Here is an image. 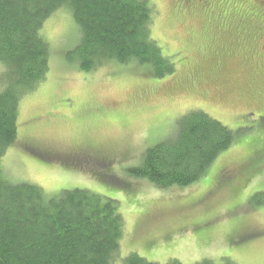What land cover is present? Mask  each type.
<instances>
[{"label": "rangeland", "instance_id": "374dc122", "mask_svg": "<svg viewBox=\"0 0 264 264\" xmlns=\"http://www.w3.org/2000/svg\"><path fill=\"white\" fill-rule=\"evenodd\" d=\"M146 1L154 10L153 37L175 73L158 80L147 67L114 62L80 71L66 57L79 43L75 21L67 9L58 11L42 28L50 46L49 75L21 99L20 140L7 151L4 169L10 181L38 186L49 198L82 189L116 201L124 219L118 264L133 253L157 264H217L224 258L264 264V168L241 189L219 192L197 208L191 203L212 188L223 165L246 158L248 142L264 144L260 24L254 26L256 36L238 23L249 16L242 3L251 0H239L237 12L233 3L228 9L233 14L224 8L226 0H214L224 11L216 9L213 18L197 12L179 17L176 0ZM253 10L264 22L262 5ZM220 15L230 18L219 20ZM193 111L238 135L206 176L167 190L130 177L128 171L141 166L146 152L171 137L178 120ZM37 119L39 128L31 126ZM209 221V229L194 232L195 225ZM241 234L253 238L237 245L231 238Z\"/></svg>", "mask_w": 264, "mask_h": 264}, {"label": "trees", "instance_id": "16d2710c", "mask_svg": "<svg viewBox=\"0 0 264 264\" xmlns=\"http://www.w3.org/2000/svg\"><path fill=\"white\" fill-rule=\"evenodd\" d=\"M252 2L242 5L252 10ZM64 8L72 13L79 32L77 47L66 57L80 71L91 73L114 62L147 67V74L158 80L175 73L174 62L153 37L154 10L146 0H0V264H118L120 258L124 219L116 201L82 189L49 198L38 186L10 181L2 162L7 151L19 144L21 99L45 82L50 72V46L42 28ZM177 8L179 17L186 15V10ZM40 123L37 119L30 125L39 128ZM236 136L207 114L190 112L178 120L175 133L149 149L141 166L128 175L158 189L186 188L206 176ZM261 141L248 142L245 159L223 165L216 183L192 201V207L254 181L264 168ZM30 153L39 158L34 150ZM211 224L195 225L194 232ZM252 238L241 234L231 240L239 245ZM139 240L135 237L136 243ZM123 264L157 263L133 253ZM217 264L236 263L224 258Z\"/></svg>", "mask_w": 264, "mask_h": 264}, {"label": "flooded vegetation", "instance_id": "af4514ba", "mask_svg": "<svg viewBox=\"0 0 264 264\" xmlns=\"http://www.w3.org/2000/svg\"><path fill=\"white\" fill-rule=\"evenodd\" d=\"M240 1H244V0H240ZM253 1L254 3H260L262 5V7L264 8V0H251ZM226 6H224V8L227 10L228 12V9L231 7L232 10L233 8L238 5V3H235L234 4V7H232V0H229L227 2L226 0ZM176 4H177V7L179 8H182L184 10H186V14L187 13H201L203 15H208L210 17L213 18L212 13L214 14V12L216 11V9H218L217 11L218 12H223L224 11V8L220 7L219 8V4H218V7H217V2L214 4V0H181L180 3H177V0H176ZM253 6H255V4L252 3ZM237 6H236V9H235V12H237ZM232 10L230 12H228V14H230L232 12ZM247 11V14L249 15L248 17H243L242 19H239L238 23H239V26L241 29H246L249 28L251 29L255 35L257 36V30L254 29V26H257L260 24V27L258 28V37H259V40L261 41V49H264V22H260L259 19H258V14L257 13H253L251 12L250 8H247L246 9ZM233 14V13H231ZM223 15V14H222ZM222 15L218 16L219 17V20H225V19H229V18H225V19H222Z\"/></svg>", "mask_w": 264, "mask_h": 264}]
</instances>
